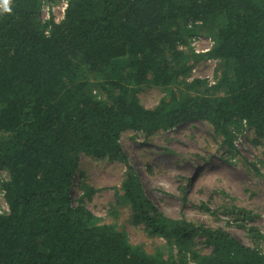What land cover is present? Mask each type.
<instances>
[{"label": "trees", "instance_id": "trees-1", "mask_svg": "<svg viewBox=\"0 0 264 264\" xmlns=\"http://www.w3.org/2000/svg\"><path fill=\"white\" fill-rule=\"evenodd\" d=\"M40 8L0 10V264H264L263 250L225 229L159 210L120 143L128 130L194 120L228 146L245 126L263 137L264 0H69L58 23H42ZM198 33L210 51L180 48ZM206 59L221 64L216 83L186 81ZM142 87L165 94L146 108ZM81 154L127 166L121 199L163 240L154 252L84 206L92 188L79 184L73 204Z\"/></svg>", "mask_w": 264, "mask_h": 264}, {"label": "rangeland", "instance_id": "rangeland-1", "mask_svg": "<svg viewBox=\"0 0 264 264\" xmlns=\"http://www.w3.org/2000/svg\"><path fill=\"white\" fill-rule=\"evenodd\" d=\"M8 1L0 0V10ZM50 3L57 4L54 0ZM196 35L213 40L204 33ZM190 41L180 48L193 51ZM196 66L197 74L190 72L186 81L198 78L210 86L219 79L222 67L217 60H202ZM164 94L157 87H142L137 96L142 105L153 108ZM222 140L208 122L194 120L149 135L128 130L121 134L120 143L150 200L165 215L223 228L243 244L264 251V239L256 238L249 230L255 228L264 235V136H256L245 126L233 146ZM126 172L123 163L81 154L72 201L77 204L82 193L79 184L92 188L94 192L84 198V206L102 223H114L132 244L152 253L163 240L148 236L143 224L133 222L130 206L121 199ZM240 209L248 216L239 213ZM7 211L0 195V212Z\"/></svg>", "mask_w": 264, "mask_h": 264}, {"label": "built area", "instance_id": "built-area-1", "mask_svg": "<svg viewBox=\"0 0 264 264\" xmlns=\"http://www.w3.org/2000/svg\"><path fill=\"white\" fill-rule=\"evenodd\" d=\"M40 19L42 23H49L54 21L56 23L64 19L65 11L68 6L69 0H54L56 5H52L50 1L52 0H40ZM47 32V31H46ZM203 43L205 46H203ZM214 41L210 37H205L202 35H196L191 38L190 46L194 53L202 54L211 50L213 47ZM208 62H215L214 59H208ZM192 75L197 74V66L191 70ZM0 195L3 197V193L0 191Z\"/></svg>", "mask_w": 264, "mask_h": 264}, {"label": "clouds", "instance_id": "clouds-1", "mask_svg": "<svg viewBox=\"0 0 264 264\" xmlns=\"http://www.w3.org/2000/svg\"><path fill=\"white\" fill-rule=\"evenodd\" d=\"M7 2V0H5V3Z\"/></svg>", "mask_w": 264, "mask_h": 264}]
</instances>
